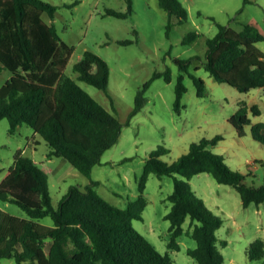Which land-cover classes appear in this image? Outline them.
Instances as JSON below:
<instances>
[{
	"label": "trees",
	"instance_id": "16d2710c",
	"mask_svg": "<svg viewBox=\"0 0 264 264\" xmlns=\"http://www.w3.org/2000/svg\"><path fill=\"white\" fill-rule=\"evenodd\" d=\"M128 3L127 12L108 10L107 14L128 18L133 14V0ZM160 5L170 14V37L174 27L172 16L182 24L188 21L189 12L180 0H160ZM57 10V6L43 0H0V73H11L0 88V121L9 120L12 134L28 125L49 145V159L64 158L81 174L91 177L94 168L102 164L105 152L118 143L123 124L65 73L74 49L63 41L56 26L44 19V15L54 19ZM217 25L218 34L207 40L206 70L217 82L244 93L264 88V51L258 46L264 42V35L252 24H245L241 31ZM198 36L191 33L184 43H192ZM177 64L182 73H189L190 61L178 60ZM74 70L78 80L109 94L111 70L101 56L86 51ZM162 77L171 82V71L155 73L145 84L128 124L146 106V91L152 81ZM191 77L198 96L203 97L206 82L195 75ZM184 80L181 74L176 86L174 108L178 113L187 92ZM254 111L259 114L257 108ZM230 122L241 137L246 136L244 126H251L254 134L264 136V124H253L246 108H241ZM223 139L217 136L194 142L189 152L173 163L162 160L169 152L166 148L152 151L140 180V196L130 201L126 209L106 201L94 189L98 185L95 181L85 189L72 186L56 207L50 194L48 171L19 150L14 166L0 183V201L19 206L29 219L0 208V261L9 258L17 264H175L169 253L159 252L134 226L135 220H143L148 205L147 182L151 174H156L175 179L174 193L169 197L172 208L165 217L171 223L169 249L180 250L179 239L190 218V235L197 248L190 249L189 256L197 264H226L217 235L223 220L195 194L190 180L202 173L211 174L219 184L235 188L245 208L264 203V184L251 185L249 175L234 172L223 156L210 151ZM47 217L55 227L37 222ZM248 254L252 260L264 258V241L257 239Z\"/></svg>",
	"mask_w": 264,
	"mask_h": 264
},
{
	"label": "rangeland",
	"instance_id": "374dc122",
	"mask_svg": "<svg viewBox=\"0 0 264 264\" xmlns=\"http://www.w3.org/2000/svg\"><path fill=\"white\" fill-rule=\"evenodd\" d=\"M58 7L56 16L44 19L54 24L70 47L74 49L65 73L99 101L123 124L120 139L107 150L102 164L86 177L66 159H49L50 147L28 125H22L14 134L8 119L0 121V183L9 174L19 150L34 159L48 171L50 194L58 207L72 186L85 189L92 181L94 188L110 204L126 209L130 201L140 196L139 184L146 160L159 147L169 152L162 160L173 163L190 150L194 142L224 139L209 149L221 155L234 172L249 175L251 185L264 184V136L244 126L246 136L241 137L230 119L241 109L254 124H264V99L258 90L249 93L226 83L217 82L205 68L207 40L219 32L218 23L241 31L245 24H252L264 35V0H180L189 12V19L179 23L172 16L174 27L170 37L167 26L170 14L160 5V0H133V14L120 19L108 15V10L127 12L128 0H43ZM191 33L198 34L196 41L185 44ZM132 41L122 44L123 41ZM258 46L264 51V42ZM86 51L105 59L111 70L107 94L84 81L78 80L74 70ZM193 59V60H192ZM190 61L189 73H182L177 61ZM170 70L172 81L163 77L152 81L146 91L147 104L130 124L128 120L136 105V98L155 73ZM185 76L187 92L182 100V110L175 111L176 86L179 76ZM191 75L206 82V94L198 96V88ZM11 78V73H0V88ZM257 108L259 114H256ZM264 133V129L262 130ZM182 178V177H179ZM195 194L207 207L222 218L217 231L219 248L226 264H264V258L252 260L249 249L257 240L264 241V203L245 208L239 192L228 185H221L209 173H202L190 180ZM174 177L151 174L145 197L148 205L143 220L134 226L162 254L171 256L175 264H197L189 256L197 242L190 235V218L184 224V235L179 239L180 250L169 249L171 242V211L169 197L174 193ZM5 212L29 219L19 206L0 201ZM46 227H55L50 217L37 221ZM227 245H223V242ZM50 242L47 243V250ZM0 264H17L15 259H2Z\"/></svg>",
	"mask_w": 264,
	"mask_h": 264
},
{
	"label": "crops",
	"instance_id": "0c3cea01",
	"mask_svg": "<svg viewBox=\"0 0 264 264\" xmlns=\"http://www.w3.org/2000/svg\"><path fill=\"white\" fill-rule=\"evenodd\" d=\"M256 90H258V93H259L258 95H260V96L263 95L264 96V88H260V89H256ZM261 101L264 103V99H262Z\"/></svg>",
	"mask_w": 264,
	"mask_h": 264
}]
</instances>
